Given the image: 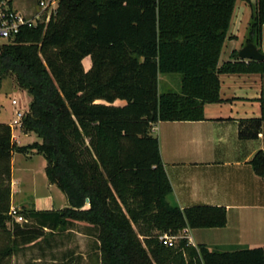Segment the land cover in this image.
<instances>
[{"label":"trees","instance_id":"trees-1","mask_svg":"<svg viewBox=\"0 0 264 264\" xmlns=\"http://www.w3.org/2000/svg\"><path fill=\"white\" fill-rule=\"evenodd\" d=\"M236 1L59 0L46 24L23 27L0 45V90L10 74L27 90L32 101L22 128L42 140L17 146L12 126L0 122V264H11L21 244L46 241L47 229L79 221L97 242L96 264H264V245L221 252L158 238L227 224L223 205L167 202L173 186L151 129L159 121L205 119L204 105L221 100L220 73L264 75V61L219 65ZM252 5L244 44L264 53V0ZM164 74L179 75V91H160ZM34 149L68 206L19 211L26 222L18 223L10 214L13 152ZM250 163L263 175L264 151Z\"/></svg>","mask_w":264,"mask_h":264},{"label":"crops","instance_id":"crops-1","mask_svg":"<svg viewBox=\"0 0 264 264\" xmlns=\"http://www.w3.org/2000/svg\"><path fill=\"white\" fill-rule=\"evenodd\" d=\"M40 1L12 0V3L20 12L32 16L39 12ZM255 1L251 0V4L243 0L236 1L219 65L239 60L250 61L240 58L238 52L245 45L244 37ZM261 40L264 52V26ZM235 52L237 56H234ZM219 77L221 100L204 105L205 119L159 121L151 132L159 138L164 167L173 186L167 202L182 209L203 204L226 207L225 226L190 229L196 245L205 244L209 250L222 252L264 245V174L255 173L250 163L258 151H264V75L258 72H223ZM19 90L24 101L18 108L27 113L31 96L26 89ZM12 117L10 121L0 119V122L12 126L17 146L42 141L37 134L23 131L22 127L16 126L18 131L15 133V113ZM13 153L11 188L12 203L15 204V197L20 194L16 186L24 185L22 179L17 180L15 177V160L19 157L33 163V156L41 154L35 149L28 153ZM42 160L48 190H55L63 203L57 206L56 200L60 202L53 196L36 198L32 194L34 200L30 205L37 210H58L68 206L65 193L57 191L59 187L49 182L45 157ZM22 195L25 196L26 192ZM79 223L87 227L85 234L91 236L89 224L76 222Z\"/></svg>","mask_w":264,"mask_h":264},{"label":"rangeland","instance_id":"rangeland-1","mask_svg":"<svg viewBox=\"0 0 264 264\" xmlns=\"http://www.w3.org/2000/svg\"><path fill=\"white\" fill-rule=\"evenodd\" d=\"M59 0H57L58 6ZM57 12V11H56ZM55 12V14H56ZM7 42V39L0 38V45ZM85 68L88 70L91 67L90 58L86 57L84 60ZM2 89L0 90V119L12 120L14 113L13 99L19 101L18 107H21L24 99H22V92L19 90L18 82H16L13 74L8 75L3 81ZM167 88H173L175 91L180 89V78L177 74H164L160 76V91H165ZM118 102V101H117ZM123 103V101L121 102ZM15 133L18 131L16 125L14 127ZM41 155L33 156V163L25 162L23 158L17 157L15 160V177L17 180L24 182V185L16 186L20 194L15 197V204L12 203L18 211H24L33 208L30 204L36 198H43L46 195L55 197V205L61 206L63 203L55 190L50 192L47 187L46 178H44V170H42ZM33 177V179L31 178ZM33 183V186H32ZM57 191L61 190L59 188ZM26 195L23 196L24 193ZM31 193V194H30ZM64 207V206H63ZM67 207V206H66ZM46 241L37 245H23L15 248V252L11 257V264H96L95 250L97 242L93 237L85 234L87 227L82 224H76L72 228L57 230L55 232L46 230ZM88 231H90L88 229ZM158 230H153L152 233H157ZM144 245L147 247L146 238L140 236ZM73 261V263L71 262Z\"/></svg>","mask_w":264,"mask_h":264},{"label":"built area","instance_id":"built-area-1","mask_svg":"<svg viewBox=\"0 0 264 264\" xmlns=\"http://www.w3.org/2000/svg\"><path fill=\"white\" fill-rule=\"evenodd\" d=\"M40 6L39 12L29 16L17 10L13 6L12 0H0V38L7 39V42H13L21 33L23 27H36L39 22L46 24L52 14L57 11V0H41ZM13 104L16 117L13 125L22 127L25 111L18 108L17 99H13ZM10 214L16 222H26L24 216L14 206H12ZM190 229L189 226H186L178 232H162L158 234V238L165 246L177 245L181 240H186L188 244L197 246L190 235Z\"/></svg>","mask_w":264,"mask_h":264},{"label":"water","instance_id":"water-1","mask_svg":"<svg viewBox=\"0 0 264 264\" xmlns=\"http://www.w3.org/2000/svg\"><path fill=\"white\" fill-rule=\"evenodd\" d=\"M1 47V46H0ZM238 56L242 59L247 60H258V61H264V53L260 52L257 45L252 42L244 45L242 48H240L238 52ZM89 200L87 199V202Z\"/></svg>","mask_w":264,"mask_h":264}]
</instances>
